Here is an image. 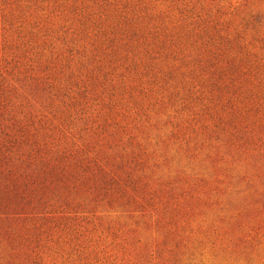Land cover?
Returning <instances> with one entry per match:
<instances>
[{"label":"rangeland","instance_id":"obj_1","mask_svg":"<svg viewBox=\"0 0 264 264\" xmlns=\"http://www.w3.org/2000/svg\"><path fill=\"white\" fill-rule=\"evenodd\" d=\"M0 264H264V0H0Z\"/></svg>","mask_w":264,"mask_h":264}]
</instances>
